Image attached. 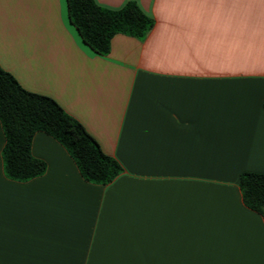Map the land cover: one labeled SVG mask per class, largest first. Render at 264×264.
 <instances>
[{
    "label": "crops",
    "instance_id": "obj_1",
    "mask_svg": "<svg viewBox=\"0 0 264 264\" xmlns=\"http://www.w3.org/2000/svg\"><path fill=\"white\" fill-rule=\"evenodd\" d=\"M133 1L154 26L103 55L68 0H0L1 67L124 168L89 182L37 131L46 172L8 178L0 121V264H264V216L239 185L264 173V0Z\"/></svg>",
    "mask_w": 264,
    "mask_h": 264
},
{
    "label": "trees",
    "instance_id": "obj_2",
    "mask_svg": "<svg viewBox=\"0 0 264 264\" xmlns=\"http://www.w3.org/2000/svg\"><path fill=\"white\" fill-rule=\"evenodd\" d=\"M68 9L71 22L85 43L103 55L109 53L116 33L143 39L154 26V19L133 0L120 9L103 7L95 0H68ZM0 121L5 134L3 170L8 178L27 181L46 172L45 160L35 157L31 151L37 131L61 143L89 182L108 184L124 170L54 98L27 90L1 65ZM239 185L245 205L264 216V173L244 171Z\"/></svg>",
    "mask_w": 264,
    "mask_h": 264
}]
</instances>
